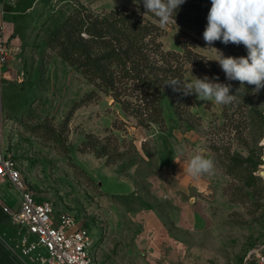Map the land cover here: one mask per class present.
<instances>
[{"label":"rangeland","instance_id":"374dc122","mask_svg":"<svg viewBox=\"0 0 264 264\" xmlns=\"http://www.w3.org/2000/svg\"><path fill=\"white\" fill-rule=\"evenodd\" d=\"M139 4L143 0L16 2L8 16L15 65L9 90L3 85L0 141L38 200L53 201L56 215L72 214L90 230L96 264H254L264 249V88L254 94L250 85L252 102L227 105L183 93L179 113L167 101L163 123L145 127L49 41L76 8L100 13ZM176 25L169 24L162 36L168 50L192 48L211 60L216 53L203 48L213 47L225 57H241L196 41L194 29ZM188 66L185 80L216 82ZM155 130L169 134L189 158L205 150L215 164L208 193L165 192L155 172ZM104 145V155L93 150ZM251 171L259 176L251 179ZM119 177L133 181L135 189L124 194L130 186ZM4 186L3 198L15 208L18 193ZM19 234L0 208V264H26L15 245Z\"/></svg>","mask_w":264,"mask_h":264},{"label":"trees","instance_id":"16d2710c","mask_svg":"<svg viewBox=\"0 0 264 264\" xmlns=\"http://www.w3.org/2000/svg\"><path fill=\"white\" fill-rule=\"evenodd\" d=\"M18 1L5 3L8 16ZM210 8L211 0H185L173 18L176 24L194 29L195 40L202 41ZM145 12L141 4L136 8L117 5L100 13L79 7L59 21L49 41L63 60L96 82L145 127L163 123L167 101L179 113L177 101L183 91L166 83L171 79L184 81L189 64L196 66L195 72H207L216 82L231 85L230 94H235L237 100L252 102L250 85L236 92L241 85L228 80L214 61L192 48L183 52L166 49L162 36L167 28L159 27L157 18ZM214 43L231 54L247 56L242 44ZM93 150L104 155L108 145ZM258 176L251 171V179Z\"/></svg>","mask_w":264,"mask_h":264},{"label":"clouds","instance_id":"9594fccd","mask_svg":"<svg viewBox=\"0 0 264 264\" xmlns=\"http://www.w3.org/2000/svg\"><path fill=\"white\" fill-rule=\"evenodd\" d=\"M184 2L185 0H143V5L145 14L152 13L157 18L159 27L166 28L169 24L176 25L173 13L176 14ZM203 39L208 45L216 41L226 45H244L247 56L241 57H225L213 47L203 49L216 53L211 60L219 63L228 80L240 82L241 86L236 92L242 91L245 84L255 86L254 94L264 88V0H211ZM166 84L171 85L174 90L183 91L184 95L194 93L198 100L221 105L237 100L235 94H230L231 85L212 82L207 77L184 81L171 79ZM214 171V161L206 156L203 148L188 160L186 172L193 178L199 179L205 174L211 176Z\"/></svg>","mask_w":264,"mask_h":264},{"label":"built area","instance_id":"2783aa9c","mask_svg":"<svg viewBox=\"0 0 264 264\" xmlns=\"http://www.w3.org/2000/svg\"><path fill=\"white\" fill-rule=\"evenodd\" d=\"M8 12L0 9V137L5 128L3 81L9 62ZM0 179L15 188L18 204L10 206L0 194V208L19 227L16 247L26 264H96L97 241L87 227L69 213L56 215L53 201H41L26 181L22 169L2 143ZM254 264H264V249Z\"/></svg>","mask_w":264,"mask_h":264},{"label":"crops","instance_id":"0c3cea01","mask_svg":"<svg viewBox=\"0 0 264 264\" xmlns=\"http://www.w3.org/2000/svg\"><path fill=\"white\" fill-rule=\"evenodd\" d=\"M15 0H0V9L4 8L5 3L14 2ZM5 9V8H4ZM6 10V9H5ZM9 20V18H8ZM10 36V31H9ZM9 42V40H8ZM8 44V43H7ZM9 62L6 68V78L3 81V85L6 86V89L9 90V86L11 82L8 79L11 76V71L15 62L10 59L13 57L11 55V51L14 49V46L9 47ZM154 144L156 147L155 152V172L158 180L163 184L165 192L175 195L177 193H187V192H196L199 194H206L211 189V179L205 174L202 175L199 179L193 178L187 174L186 168L189 157L182 154L174 142L173 138L167 134L160 132V130H155L154 134ZM2 142L0 141V145ZM109 174H114L116 176L117 173H113L108 171ZM120 178V177H119ZM122 181H126L130 189L128 192L124 194L131 193L135 189V185L133 181L124 180L120 178ZM5 182L0 179V194L4 197L7 195V190L5 188ZM123 195V194H120Z\"/></svg>","mask_w":264,"mask_h":264},{"label":"water","instance_id":"95a60500","mask_svg":"<svg viewBox=\"0 0 264 264\" xmlns=\"http://www.w3.org/2000/svg\"><path fill=\"white\" fill-rule=\"evenodd\" d=\"M260 175L264 176V170H261Z\"/></svg>","mask_w":264,"mask_h":264}]
</instances>
